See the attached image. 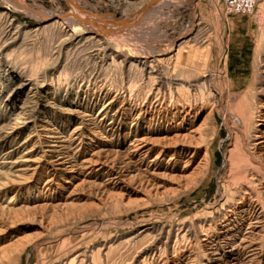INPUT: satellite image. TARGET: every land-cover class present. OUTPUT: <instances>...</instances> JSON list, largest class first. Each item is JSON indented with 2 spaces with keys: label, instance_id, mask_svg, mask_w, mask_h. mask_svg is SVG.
Listing matches in <instances>:
<instances>
[{
  "label": "bare ground",
  "instance_id": "bare-ground-1",
  "mask_svg": "<svg viewBox=\"0 0 264 264\" xmlns=\"http://www.w3.org/2000/svg\"><path fill=\"white\" fill-rule=\"evenodd\" d=\"M1 1L41 26L22 29L0 11V264H18L31 248L34 264H43L44 245H69L91 217L176 205L203 187L213 173L217 116L230 139L217 175L220 201L152 234L126 264H264V0L246 12L259 8L258 33L238 88L221 39L212 67L207 38L148 52L117 41L168 0H108L120 12L112 18L82 0L55 14ZM211 4L222 16L232 12L225 0ZM43 32L53 40L37 57V75L6 71L4 52ZM59 264L93 259L77 252Z\"/></svg>",
  "mask_w": 264,
  "mask_h": 264
},
{
  "label": "rangeland",
  "instance_id": "rangeland-1",
  "mask_svg": "<svg viewBox=\"0 0 264 264\" xmlns=\"http://www.w3.org/2000/svg\"><path fill=\"white\" fill-rule=\"evenodd\" d=\"M25 2L46 14L69 10L67 0H25ZM82 4L86 6L90 13L101 18L104 16L112 18L120 13L108 0H82ZM216 9L212 6L211 0H198L196 4H191L188 0H168L165 4L150 11L143 19L141 27L130 28L126 33L122 34V37L121 35L118 36L117 41L130 48H137V52H142L143 50H145L143 52H148L151 50L161 51L160 49L167 50L168 46L177 40L193 38L198 42L207 38L212 45V67L218 54V40L221 39L226 43L225 53L227 55L226 68L227 71L229 70L228 75L238 85L235 88H238L243 86L242 84L249 75L248 68L252 65L258 33L255 18L259 8L251 15L246 13L238 15L234 12L226 15L227 13L223 10V16ZM2 10H6L11 16L16 18L22 29L32 30V28L36 29V27L41 26V23L34 17L27 14L26 16L24 12L14 10L0 0V11ZM2 23L3 21H0L1 25ZM22 37L25 39L24 42L20 41L18 45L11 46L2 55L3 67L6 71L13 72L17 76L30 74L34 77L37 75L36 69L34 70L33 68L37 62V57L45 54L46 51L48 52V49L50 50L49 46H51L53 40V33L43 32ZM34 48L38 50L36 51ZM36 52L39 56L36 55ZM33 60L35 61L33 62ZM25 70H27V73H25ZM216 120L220 133L212 147L214 166L213 173L207 180L209 183L206 181L203 187L192 193L193 195L187 196L188 198L182 199L176 205L149 204L129 212L121 211L114 214L113 212L104 211L99 216L91 217L78 226L79 233L77 232L73 235L69 245L64 247L44 245L41 249L44 258L43 264L53 262L59 264L65 259L69 260L77 252H85L87 256L91 255L93 264H126L132 260L133 256L141 248L150 242L152 234L155 235L162 228L166 231L167 225L175 223L184 217H190L202 212L206 207L219 202L220 199H218L219 197L216 194L218 186L217 175L218 172L222 171L223 154L230 145V139L228 129L222 120L218 116ZM201 193L204 196L202 200ZM90 201L87 197H83L80 200L81 203L86 204L90 203ZM141 229L152 230V232L149 231L138 236L134 239V245L133 243L130 244L129 238L136 232L141 231ZM81 233L89 234V236L80 240ZM101 247H104V249L102 250ZM36 260V251L31 248L22 256L18 264H34Z\"/></svg>",
  "mask_w": 264,
  "mask_h": 264
},
{
  "label": "built area",
  "instance_id": "built-area-1",
  "mask_svg": "<svg viewBox=\"0 0 264 264\" xmlns=\"http://www.w3.org/2000/svg\"><path fill=\"white\" fill-rule=\"evenodd\" d=\"M226 9L235 14H244L255 6L256 0H225Z\"/></svg>",
  "mask_w": 264,
  "mask_h": 264
}]
</instances>
